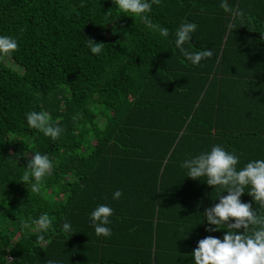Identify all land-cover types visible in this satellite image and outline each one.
Wrapping results in <instances>:
<instances>
[{"label":"trees","instance_id":"trees-1","mask_svg":"<svg viewBox=\"0 0 264 264\" xmlns=\"http://www.w3.org/2000/svg\"><path fill=\"white\" fill-rule=\"evenodd\" d=\"M227 2L230 13L220 0H159L149 17L169 29L161 37L113 0H0V34L18 42L0 60V264H195L199 239L223 238L228 229L207 231L202 214L223 189L187 177L182 161L214 144L238 168L264 159V0ZM186 21L197 30L184 47L213 52L199 65L174 44ZM30 110L47 111L62 135L29 127ZM32 151L55 165L46 198L20 181ZM101 203L114 209L107 239L89 222ZM42 213L54 220L38 241L21 224Z\"/></svg>","mask_w":264,"mask_h":264},{"label":"clouds","instance_id":"clouds-1","mask_svg":"<svg viewBox=\"0 0 264 264\" xmlns=\"http://www.w3.org/2000/svg\"><path fill=\"white\" fill-rule=\"evenodd\" d=\"M113 3L122 14L132 16L134 19L139 17L148 28L156 30L161 37H168L169 29L154 24L149 17L152 5L159 3V0H113ZM220 7L226 13L231 12L227 0H220ZM196 30V23L186 21L175 29L174 35L176 48L192 65H199L203 59L213 55L209 48L193 51L184 47L186 42L190 43ZM87 46L93 54H99L102 50V43L91 39H88ZM17 48L18 42L14 36L0 34V60L13 56ZM25 119L29 127L53 141L63 133V127L53 120L47 111L30 110L25 114ZM32 153L34 155L28 160L27 167H21L24 171L20 181L25 183L30 193L46 198L43 181L52 174L55 165L47 153L39 151ZM13 161L17 165L16 160ZM238 161L237 154L227 151L220 144H214L210 150L182 161V166L187 170V177L200 180L201 177H205L206 179L202 181L214 188L219 186L223 189L218 196V202L204 209L202 214L210 225L207 231L220 230L222 225L228 230L224 232L222 239L209 235L198 240L192 252L195 264H264V214L253 208L251 203L241 200V195L247 193L255 204L258 203L260 209L264 210V159L249 160L239 168ZM6 186H3L0 195L3 196ZM246 187L248 191H245ZM225 190L227 194L221 195ZM121 195V190L117 188L112 192L111 198L119 199ZM0 203L3 204L4 201L0 200ZM113 212L114 209L108 203L98 204L91 211L89 222L97 236L107 239L111 235L112 229L108 225L111 224L110 217ZM53 220L54 217L42 213L34 220L30 218L22 222L21 227L25 233L37 232L38 241H44L43 233L53 227ZM61 227L64 231L73 233V227L67 219L63 220ZM241 228L243 231H238ZM5 258L8 264H11L7 257ZM46 264H62V261L48 259Z\"/></svg>","mask_w":264,"mask_h":264}]
</instances>
